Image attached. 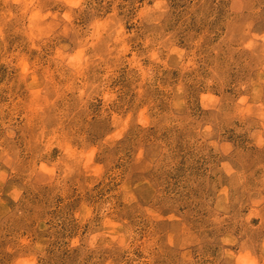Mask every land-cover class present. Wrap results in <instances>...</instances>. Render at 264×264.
Returning <instances> with one entry per match:
<instances>
[{
    "label": "rangeland",
    "instance_id": "374dc122",
    "mask_svg": "<svg viewBox=\"0 0 264 264\" xmlns=\"http://www.w3.org/2000/svg\"><path fill=\"white\" fill-rule=\"evenodd\" d=\"M0 264H264V0H0Z\"/></svg>",
    "mask_w": 264,
    "mask_h": 264
}]
</instances>
